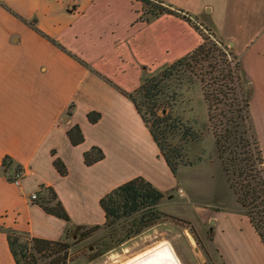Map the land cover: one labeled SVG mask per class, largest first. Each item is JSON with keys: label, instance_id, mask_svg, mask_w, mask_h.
I'll list each match as a JSON object with an SVG mask.
<instances>
[{"label": "crops", "instance_id": "1", "mask_svg": "<svg viewBox=\"0 0 264 264\" xmlns=\"http://www.w3.org/2000/svg\"><path fill=\"white\" fill-rule=\"evenodd\" d=\"M115 1L113 5L105 0H0V168L7 156L33 172L19 187L0 173L3 228L48 241L63 236L68 224L29 199L41 186L51 187L71 223L82 225L103 224L100 198L132 178L143 177L162 192L179 189L133 104L105 79L126 92L134 90L136 85L124 83L131 66L137 72V57L147 63L143 58L149 56L148 64L159 68L191 52L201 37L183 19L162 14L140 20L139 1ZM155 1L187 13L232 45L264 160V0ZM33 20L89 68L34 32L27 25ZM103 43L111 48L99 50ZM144 43L148 50L142 53L137 47ZM110 57L115 61L107 69ZM70 106L69 121L61 124ZM90 111L100 114L95 124L87 121ZM74 125L84 137L77 146L67 136ZM92 146L103 151L104 159L86 166L83 153ZM56 158L64 164L65 176L54 168ZM210 223L213 243L226 263L244 262V255L255 259L251 250L257 258L264 255V246L244 214L217 209ZM0 264H15L2 232Z\"/></svg>", "mask_w": 264, "mask_h": 264}, {"label": "trees", "instance_id": "2", "mask_svg": "<svg viewBox=\"0 0 264 264\" xmlns=\"http://www.w3.org/2000/svg\"><path fill=\"white\" fill-rule=\"evenodd\" d=\"M136 1L142 6L140 20L150 21L161 13L178 17L188 22L199 33L201 43L181 58L162 66L155 74L144 76L138 87L132 91L126 92L108 79L105 81L133 104L174 178H177L180 168L189 164L186 152L188 146L198 142L209 128L212 130L222 172L236 196V202L264 246V160L252 130L248 110L249 99L241 89V66L236 60V55L215 33L214 39L211 38L213 33L204 35L187 13L161 5L155 0ZM2 6L23 20L8 7ZM31 27L41 37L89 68L84 61L65 50L52 37L35 25ZM223 57L225 69L220 67ZM227 57L230 58L229 61ZM184 82L186 84L198 82L201 85L209 126L199 124L196 120L185 119L180 112L174 111ZM86 118L90 124H95L100 119V114L90 111L86 114ZM67 136L72 146L84 141L78 125L70 128ZM103 159L104 153L97 146H92L83 153V162L86 166ZM53 166L61 176L66 175V168L60 159H54ZM2 167L8 169L9 173L6 177L10 182L12 179L10 173L20 169L19 165H13L12 160L7 156L2 159ZM44 190L43 193H37L38 198L33 203L45 213L70 224V217L54 190L51 187H45ZM164 197L165 192L143 177L132 178L100 198L99 206L104 214V222L89 227L87 231L107 229L112 232L113 237L114 228L128 221V227L122 231L125 235L119 241L139 235L167 218V215L158 208ZM0 232L6 235L15 264L22 262L25 264L29 260L35 263L48 258H50L49 264H67L68 247L61 240L38 239L30 237L28 233L1 226Z\"/></svg>", "mask_w": 264, "mask_h": 264}, {"label": "rangeland", "instance_id": "3", "mask_svg": "<svg viewBox=\"0 0 264 264\" xmlns=\"http://www.w3.org/2000/svg\"><path fill=\"white\" fill-rule=\"evenodd\" d=\"M105 2L113 5L117 3L115 0H105ZM190 19L204 35L213 33L211 38L214 39V32L202 26L196 19L192 17ZM36 24V20L27 22L31 29V25L36 26ZM55 41L59 43L57 40ZM47 42L50 43L49 41ZM226 43L227 47L233 51L232 45L228 42ZM51 45L56 47L54 44ZM60 45L64 47L62 44ZM98 46L99 50L105 49L107 51L111 48V45L106 43ZM137 48L144 53L148 50V43L142 44L141 47L139 45ZM138 55H140L139 51ZM142 55L144 56V54ZM148 57L144 56L143 58V61H147V63H143L139 57L136 58L138 59L137 72L134 70V66H131L130 74L125 79L127 83L124 84L128 87L136 85L135 88H137L144 76L153 75L161 68L148 64ZM227 59L228 61L230 60L229 57ZM236 60L240 63L237 57ZM114 61V58L110 57L105 67L110 69L113 67ZM220 67L225 69L224 57L220 61ZM241 89L244 95L248 96V90L243 83L241 84ZM69 111H71L70 107ZM174 111L180 112L185 119L196 120L199 124L209 126L206 104L203 101L201 85L198 82H193V84L183 83V89ZM69 115L68 111L62 115L60 123L66 124L69 121ZM188 147L189 149L186 152L189 164L180 168L177 173V188L179 189L166 191L165 197L158 206L159 210L167 215L163 222L144 230L139 235L122 241L119 240L125 235L122 231L128 227V221L122 222L114 228L115 236L113 237L111 236L112 232L107 229H99L94 232L87 231L89 227L97 225L94 224L95 221H89V223L83 225L70 222L66 227L67 232L65 230L63 236L58 239L66 243L68 247L66 252L67 264H119L159 242L169 243L182 264H228L213 243L214 224L210 223V221L217 209L236 214H243V210L236 202V196L222 172L212 130L209 128L198 142H194ZM13 165L16 164L13 162ZM19 167L21 169L24 168L22 166ZM7 170L3 169L1 165L0 173L4 176L8 175L9 171L7 172ZM27 170L31 171L30 169ZM123 174L124 172L120 173V179ZM164 180L160 179V181ZM43 187L45 188V186ZM44 188L41 186L38 192L32 193L36 195V199L31 200L29 196L30 201L37 200V193L45 192ZM195 247H197L199 253L195 252ZM253 252L255 259H249V257L244 255L242 257L244 262L236 261V263L247 264L246 262H248V264H254L259 259L261 261L259 264H264V255L260 253L257 258V252L251 250L250 253ZM239 259L241 258L239 257ZM239 259L234 257V260ZM49 261L50 258L38 260L35 263L33 260H29L25 264H49ZM20 264H23V262Z\"/></svg>", "mask_w": 264, "mask_h": 264}, {"label": "bare ground", "instance_id": "4", "mask_svg": "<svg viewBox=\"0 0 264 264\" xmlns=\"http://www.w3.org/2000/svg\"><path fill=\"white\" fill-rule=\"evenodd\" d=\"M119 264H182L167 242H159Z\"/></svg>", "mask_w": 264, "mask_h": 264}, {"label": "built area", "instance_id": "5", "mask_svg": "<svg viewBox=\"0 0 264 264\" xmlns=\"http://www.w3.org/2000/svg\"><path fill=\"white\" fill-rule=\"evenodd\" d=\"M199 27H200V26H199ZM30 175H33V172H32V171H29V170H27V169H25V168H22V169L20 168L17 172H13V173L11 174V177H12V179H11V183H12L14 186L19 187L20 184H21V182H22V180H23L24 178H26V176H30ZM30 199H31V200L36 199V195H35V194L30 195Z\"/></svg>", "mask_w": 264, "mask_h": 264}, {"label": "water", "instance_id": "6", "mask_svg": "<svg viewBox=\"0 0 264 264\" xmlns=\"http://www.w3.org/2000/svg\"><path fill=\"white\" fill-rule=\"evenodd\" d=\"M72 9H74V7H72ZM69 12H70V11H69ZM191 240H192V239H191ZM192 242H193V240H192ZM193 244H194V246H195V243H194V242H193ZM195 252H198V253H199L197 247H195Z\"/></svg>", "mask_w": 264, "mask_h": 264}]
</instances>
